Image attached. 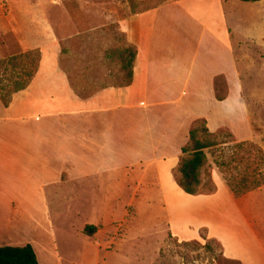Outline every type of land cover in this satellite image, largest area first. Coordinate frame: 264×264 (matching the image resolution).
Returning <instances> with one entry per match:
<instances>
[{
  "label": "rangeland",
  "instance_id": "374dc122",
  "mask_svg": "<svg viewBox=\"0 0 264 264\" xmlns=\"http://www.w3.org/2000/svg\"><path fill=\"white\" fill-rule=\"evenodd\" d=\"M19 3L24 9L13 13L12 4ZM158 7L159 41L165 37L160 45L168 47L163 59L171 67L175 62L174 72L165 76L173 92L168 106L150 109L148 125L168 126L170 147L179 151L190 128L207 120L217 128L218 141L226 143L213 149L214 156L207 152L210 175L203 176L197 193L211 198L201 201L178 186L165 194H145L137 190L134 165L76 164L74 174L64 169L60 199L43 227L8 229L0 214V234L31 242L39 264H244L227 255L245 259L260 242L264 245V185L235 197L213 163L218 156L244 157L230 165L237 180L245 170L264 172V0H0V60L24 52L21 28L13 25H18L16 14L30 16L35 18L31 26L42 31L38 34H47H34L32 40L54 43L48 58L55 56L78 94L122 85L119 61L104 53L134 46L133 15ZM34 49L41 59V48ZM10 73V66H2L0 81L6 83ZM228 96L233 103L217 101ZM52 100L59 108L73 106L62 98ZM117 102L109 97L107 104ZM3 109L0 100V114ZM106 116L115 114L110 110ZM89 118L99 122L100 116ZM243 141L262 153L255 146L235 148ZM99 149H93L96 159ZM78 152L87 155L88 148ZM173 173L176 180L177 166ZM91 225L95 228L88 233Z\"/></svg>",
  "mask_w": 264,
  "mask_h": 264
},
{
  "label": "crops",
  "instance_id": "0c3cea01",
  "mask_svg": "<svg viewBox=\"0 0 264 264\" xmlns=\"http://www.w3.org/2000/svg\"><path fill=\"white\" fill-rule=\"evenodd\" d=\"M160 7L133 15L137 31L132 46L136 50L132 82L102 87L85 97L75 91L55 56L48 58V47L54 43L49 38L38 43L32 40L34 34L42 32L31 26L35 18L16 14L18 25L13 27L21 28L24 51L41 48L42 58L29 85L14 93L0 114V214L6 217L8 229L43 227L47 213L53 211L52 206L60 199L61 184L66 179L64 169L74 174L75 165L80 163H114L117 169L134 165L140 178L137 190L145 194L178 190L173 171L182 152L170 147L168 126L156 122L148 125L150 109L168 106L173 92V85L166 83L165 76L168 71L174 72L175 62L171 67L167 58L163 59L168 47L160 45L165 37L159 41L161 36L157 32L155 11ZM11 8L15 13L19 8L23 10L24 4H12ZM233 71L234 58L233 68L227 72L231 75ZM109 97L119 102L110 106ZM61 98L73 106H56L52 99ZM217 101L233 103L234 99L228 96ZM110 110L115 114L112 119L106 116ZM91 114L99 115V122L91 120ZM206 125L211 132L217 129H212L208 120ZM84 146L88 148L87 155L78 152ZM96 147L102 148L98 159L93 150ZM195 196L201 201L211 198V195ZM1 236L6 237V233L0 234V246L30 244L37 251L29 241L20 242L13 237L6 240ZM224 249L226 252L225 245ZM227 256L245 261L244 264L264 263V245L260 242L259 250L245 259Z\"/></svg>",
  "mask_w": 264,
  "mask_h": 264
},
{
  "label": "trees",
  "instance_id": "16d2710c",
  "mask_svg": "<svg viewBox=\"0 0 264 264\" xmlns=\"http://www.w3.org/2000/svg\"><path fill=\"white\" fill-rule=\"evenodd\" d=\"M243 2H258L261 0H240ZM136 57V50L132 46L122 49H109L104 53V58L117 59L120 63L125 81L122 86L129 85L133 78V64ZM40 61L39 50H27L22 53L12 55L7 59L0 60V68L2 66L11 67V76L4 83L0 81V100L4 107H7L12 99V95L25 89L32 77L35 75ZM31 62V64L29 63ZM221 100V99H219ZM217 134L211 132L203 121L201 125L192 127L189 131L187 143L182 147V156L180 157L177 170L179 173L176 179L177 185L187 194L195 195L199 192L203 184V176H209L208 171L209 159L207 152L212 151L219 144ZM235 148H245V146L256 147L255 144L245 141L235 144ZM258 148V147H256ZM262 153V150L258 148ZM234 154V153H233ZM263 158V157H262ZM244 157L235 158L233 155L228 158L214 157L213 163L225 176L227 186L235 197H240L248 192L258 189L264 185V172L253 170H245V174L237 180L232 174L230 165L236 160H243ZM94 226H90L86 231L91 233ZM0 264H39L36 252L32 245L25 244L23 246H0Z\"/></svg>",
  "mask_w": 264,
  "mask_h": 264
}]
</instances>
